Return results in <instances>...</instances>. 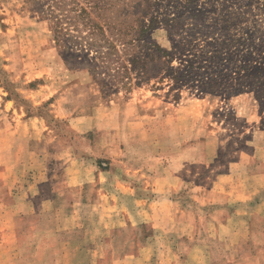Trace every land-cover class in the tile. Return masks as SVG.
<instances>
[{
	"label": "rangeland",
	"instance_id": "374dc122",
	"mask_svg": "<svg viewBox=\"0 0 264 264\" xmlns=\"http://www.w3.org/2000/svg\"><path fill=\"white\" fill-rule=\"evenodd\" d=\"M157 1L119 0L105 15L139 16ZM249 1L193 0L191 17L152 37L227 39L231 62V36L264 32V1ZM92 5L0 0V264H264L252 257L264 244L252 212L262 192L242 203L225 193L264 185V102L229 84L102 87L110 76L94 51L57 49L51 30L77 7L102 13Z\"/></svg>",
	"mask_w": 264,
	"mask_h": 264
},
{
	"label": "trees",
	"instance_id": "16d2710c",
	"mask_svg": "<svg viewBox=\"0 0 264 264\" xmlns=\"http://www.w3.org/2000/svg\"><path fill=\"white\" fill-rule=\"evenodd\" d=\"M118 1L91 0L92 7L98 11L102 9V13L98 12L92 17L86 8L77 7L72 10L74 15H63L62 20L59 17L54 18L51 29L57 49L86 47L94 51L91 59L99 61V74H103L105 68L110 76L109 86L104 79H99L102 87L128 90L154 78L159 82L170 80L174 83L190 84L202 91L214 93L226 91L225 85L229 84L230 92H252L260 104L264 102V32L259 28H241L236 37L231 36L234 46L231 55L235 58L227 62V39L199 41L196 38L189 41L187 46L185 37L179 36V42L168 38V47L154 41L152 35L156 29L162 26L171 29L179 21L191 17L192 11L189 7L193 0H186L183 11L179 10L172 16L169 10H162L172 0L164 5L161 4L164 0H158L152 4L154 7L151 10V4L147 3L139 16L126 14L116 19L106 16L105 12H109ZM246 2L250 4L249 0ZM56 5L59 7V4ZM61 11L62 14L67 11L64 5ZM51 12L53 14L54 10ZM65 20L74 28L62 27ZM236 21L239 22L238 26L241 20L239 18ZM227 22L228 20L224 21L222 29L229 31ZM77 24L81 28H77ZM187 35L194 37L195 32H187ZM119 47L122 50L121 55L118 53ZM91 72L95 73V69H91ZM229 79H233V83H228ZM221 80L225 82L220 84Z\"/></svg>",
	"mask_w": 264,
	"mask_h": 264
},
{
	"label": "crops",
	"instance_id": "0c3cea01",
	"mask_svg": "<svg viewBox=\"0 0 264 264\" xmlns=\"http://www.w3.org/2000/svg\"><path fill=\"white\" fill-rule=\"evenodd\" d=\"M8 141L9 140H7V142ZM263 176H264V173H263ZM263 179H264V177H263ZM260 192H262V195H263L262 198L263 199H260V201H258V203L254 204V207H253L254 210L252 212L254 214H257V215L260 214L264 218V185H261V187H258V188L251 186V187H248V189L245 190V191L242 190V191L234 192L233 190H231L230 192L227 191L225 193L228 194V195H233V193H235V197L232 198V200L242 203V202H245V201L250 202L251 199H253ZM219 193H223V189H220ZM241 213H243V215L246 214V212H239L238 211V215H240ZM241 219L243 221V218L238 217L237 218V222L238 223L241 222ZM243 223L247 224V221H244ZM258 253H262V254H260V255H252V257H257V258L262 257L264 259V244H262V247H260V251Z\"/></svg>",
	"mask_w": 264,
	"mask_h": 264
}]
</instances>
